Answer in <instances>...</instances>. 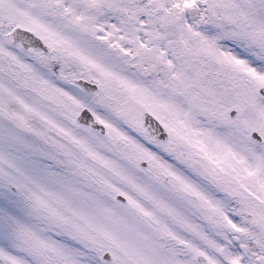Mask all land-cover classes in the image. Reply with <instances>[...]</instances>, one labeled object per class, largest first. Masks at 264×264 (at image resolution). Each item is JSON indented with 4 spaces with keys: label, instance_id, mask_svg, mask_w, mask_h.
I'll return each instance as SVG.
<instances>
[{
    "label": "snow or ice",
    "instance_id": "snow-or-ice-1",
    "mask_svg": "<svg viewBox=\"0 0 264 264\" xmlns=\"http://www.w3.org/2000/svg\"><path fill=\"white\" fill-rule=\"evenodd\" d=\"M0 264H264V0H0Z\"/></svg>",
    "mask_w": 264,
    "mask_h": 264
}]
</instances>
